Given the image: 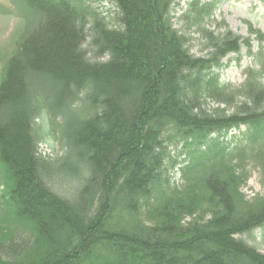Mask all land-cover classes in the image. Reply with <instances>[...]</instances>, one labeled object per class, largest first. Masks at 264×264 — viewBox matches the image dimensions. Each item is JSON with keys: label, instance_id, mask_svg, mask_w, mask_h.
Wrapping results in <instances>:
<instances>
[{"label": "trees", "instance_id": "1", "mask_svg": "<svg viewBox=\"0 0 264 264\" xmlns=\"http://www.w3.org/2000/svg\"><path fill=\"white\" fill-rule=\"evenodd\" d=\"M174 5L0 1L20 22L0 73V264H264L241 237L264 226V197L240 192L246 160L264 170V34L248 27L252 52L249 37L205 25L214 2L194 0L187 28L208 50L195 56ZM242 47L244 82L223 83L222 60ZM55 127L63 154L43 156ZM171 144L187 157L178 187Z\"/></svg>", "mask_w": 264, "mask_h": 264}, {"label": "rangeland", "instance_id": "2", "mask_svg": "<svg viewBox=\"0 0 264 264\" xmlns=\"http://www.w3.org/2000/svg\"><path fill=\"white\" fill-rule=\"evenodd\" d=\"M7 3V0H0ZM194 0H175L171 15L174 27L189 38L190 51L195 56H205L208 50L205 49V41L200 31L196 27L187 28L185 15H190V3ZM201 3L214 2V10L205 21V25L216 33L224 29H229L233 33L243 38L249 37L251 51L256 52L260 42L255 35L248 34V27L259 30L264 34V0H198ZM105 17H112L110 5L107 2L94 3ZM19 18L16 15H3L0 13V73L6 58L13 49L15 34L14 31L19 27ZM264 40L262 41V44ZM87 49V44H84ZM90 55V54H89ZM253 64V59L249 55L247 48L242 47L239 53H229L223 60L222 66L218 71L220 80L231 86L241 85L246 76V70ZM264 83V78H263ZM205 106L209 109L217 106L213 99H207ZM55 130V131H54ZM53 134L46 137L39 144L40 153L43 156L51 158L60 157L63 154L62 141L59 139V129L55 127ZM247 131V125H242L239 129H232L226 136L227 139L233 137V144L244 141V133ZM55 134V136H54ZM181 145H169V159L166 160L167 174L170 183L174 186H180L183 183L180 169L187 162L184 152H181ZM176 159L175 166L169 167V160ZM242 171L246 175V182L241 186L240 192L246 199L254 197H264V170L262 166L255 163L253 159L246 160L242 165ZM54 189L62 195H70L72 184L66 179H61L54 184ZM248 243L255 246L264 253V226L257 228L248 235H241Z\"/></svg>", "mask_w": 264, "mask_h": 264}]
</instances>
